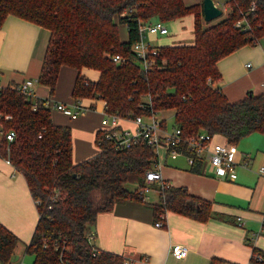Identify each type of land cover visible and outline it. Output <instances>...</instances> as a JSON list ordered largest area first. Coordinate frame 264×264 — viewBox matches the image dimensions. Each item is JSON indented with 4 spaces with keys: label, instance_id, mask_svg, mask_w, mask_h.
Instances as JSON below:
<instances>
[{
    "label": "trees",
    "instance_id": "1",
    "mask_svg": "<svg viewBox=\"0 0 264 264\" xmlns=\"http://www.w3.org/2000/svg\"><path fill=\"white\" fill-rule=\"evenodd\" d=\"M227 3L225 16L205 26L201 5H186L184 0H0V27L11 15L49 31L37 83L46 86L50 95L60 67L67 66L78 71L71 92L74 101L101 100L107 116L121 119L171 110L174 125L184 135L202 130L237 145L250 134L264 135V94L248 93L241 100L228 101L217 86L216 63L264 37V0ZM126 10L130 12L120 16ZM187 15L194 20L192 44L155 47L154 63L142 70L131 51L139 24H165ZM237 22L241 27L235 26ZM120 24L126 25L127 41L119 39ZM113 56L121 61L114 62ZM82 68L98 71L99 79L87 80L80 75ZM16 87L0 89V133H14L12 141L1 137L0 158L23 176L30 196L38 202V220L26 246L32 264H57L54 244L69 248L71 264H123L120 255L93 251L88 236L99 213L116 204L143 201L136 188L152 168L154 152L144 144L117 149L105 138L106 131H98V152L74 164L70 128L53 124L43 100ZM127 184L136 187L129 190ZM151 208L155 218L167 211L199 222L212 216L211 203L183 187H159L158 201ZM18 242L0 224V264H12ZM257 254L261 261L255 260ZM251 260L264 264V251L253 248ZM209 264L236 263L213 258Z\"/></svg>",
    "mask_w": 264,
    "mask_h": 264
},
{
    "label": "crops",
    "instance_id": "2",
    "mask_svg": "<svg viewBox=\"0 0 264 264\" xmlns=\"http://www.w3.org/2000/svg\"><path fill=\"white\" fill-rule=\"evenodd\" d=\"M213 2L219 7L218 0ZM186 5L201 3L191 0ZM174 21L180 23H176L167 38L148 37L153 47H159L155 43L192 44L193 16ZM119 26L124 27L127 35L126 25ZM49 36L48 30L36 24L11 15L6 17L0 27V87L37 80ZM216 67L220 74L217 86L228 101L236 102L248 93L264 94V44L243 46L218 60ZM77 74V70L61 66L54 93L50 95L46 86L36 82L33 99H49L74 111L77 103L71 92ZM80 75L91 82L99 79V72L88 68H82ZM78 106L83 112L72 116L50 109L53 124L70 128L74 164L98 152L95 143L98 131L113 127L135 128L129 119L120 118L113 125L104 114L101 100L83 98ZM160 120L162 127L167 129L166 119ZM215 140L227 141L221 135H215ZM233 146L236 159L247 160L249 164L247 168L236 167L235 181L212 176L204 161L198 160L190 166L184 155H171L164 149L158 151L156 158L167 186L183 187L190 195L211 203L212 216L206 221L199 222L167 211L163 215V225L154 226L158 218L151 205L158 201L159 188L154 184L151 191H155V199L145 195L143 201H127L114 205L109 212L99 213L91 227V245L97 250L120 255L129 264H209L213 258L224 263L258 264L251 257L253 248L264 251V235L259 233L264 217V176L257 173L264 165V152L257 156L245 145ZM37 220L36 203L23 176L7 160L0 158V224L22 241L25 252ZM175 244L187 248L184 258L176 259L170 254V247Z\"/></svg>",
    "mask_w": 264,
    "mask_h": 264
},
{
    "label": "built area",
    "instance_id": "3",
    "mask_svg": "<svg viewBox=\"0 0 264 264\" xmlns=\"http://www.w3.org/2000/svg\"><path fill=\"white\" fill-rule=\"evenodd\" d=\"M128 12L130 10L123 11L120 16H125ZM235 26L241 27V23L237 22ZM168 33V29L161 21L139 24L138 39L132 44L131 51L142 70L146 71L152 66L154 63L152 56L156 54V49L151 45L148 37L151 35L166 36ZM112 60L114 62L121 61L119 56H113ZM249 65L247 64L246 66L249 67ZM36 82L37 80H25L16 89L22 94L33 97V88ZM43 102L46 108L55 109L67 116L79 114L84 110L78 106L79 101H75L77 105L74 111L64 104L55 103L49 99H44ZM107 117L113 125L120 119L114 115ZM145 118L147 121L144 120ZM129 120L134 123V129H117L113 127L105 132V138L111 141L117 149H128L136 144H144L154 152L156 157L159 149H164L171 155H184L190 166L194 165L198 160L204 161L207 163L212 176L229 181H235L237 177L235 172L236 167L247 168L249 165L247 160L238 161L236 159L232 144L227 141L218 142L215 140V135H210L205 131L201 130L190 135H184L178 126H173L170 130H167L162 127V121L156 117V113L154 112L146 116H136ZM5 138L8 141H12L14 133L10 132L6 134ZM257 173L264 176V165H261L257 169ZM154 184H158L160 188L167 186L162 180L157 158L152 168L145 173L143 183L137 186L136 192L143 198L152 190ZM57 195L56 193L53 198H56ZM35 203L36 205L38 204V202ZM163 220V215H160L154 226H162ZM259 233L264 235V217ZM91 238L92 235L90 234L88 240L90 241ZM43 247L46 248L47 245L43 244ZM53 247L58 252L57 264H71L67 259L69 248L65 244H54ZM93 251L97 250L93 247ZM170 254L176 259L184 258L187 254V248L179 244L172 245L170 247ZM255 260L261 261V256L257 254ZM123 264L129 263L124 261Z\"/></svg>",
    "mask_w": 264,
    "mask_h": 264
},
{
    "label": "rangeland",
    "instance_id": "4",
    "mask_svg": "<svg viewBox=\"0 0 264 264\" xmlns=\"http://www.w3.org/2000/svg\"><path fill=\"white\" fill-rule=\"evenodd\" d=\"M191 2V0H186L185 4ZM199 2L201 3L202 0H199ZM219 3V8L222 10V15L210 22H203L204 24L210 25L213 24L215 22H217L219 19H222L225 14L228 12L229 10V4L227 3V0H218ZM176 23H180V22H175V21H171V22H167L165 23L166 28L169 31V34L166 36H162V39L167 38L170 35L171 30L176 26ZM209 23V24H208ZM127 31V30H126ZM118 33H119V39L121 41H125L127 39V35L125 33L124 27L123 26H119L118 25ZM190 40V39H189ZM189 40H187L186 42H189ZM264 44V37H262L261 39H259V41L256 43L257 46H260ZM155 45L158 46H166L167 43H155ZM156 117L158 119H166V127L167 129H171L172 128V124H173V111L171 110H166V111H160L158 113H156ZM5 119H8V117H4ZM10 133V132H8ZM5 132H1L0 133V139L1 137H5L6 134ZM6 139V138H5ZM245 145V147L247 148H251V152L252 153H256L257 156H261L264 152V135L259 134V133H253L248 135L247 137L241 139L238 143H237V147H240V145ZM162 152V150H161ZM126 187L129 190H133L136 185L135 184H127ZM150 197V199H155L156 198V193L155 191H150L148 194H146ZM11 261L15 262V264H32L33 262V255L25 252L24 251V247H23V243L22 241L19 240L18 245L15 247L13 255L11 257Z\"/></svg>",
    "mask_w": 264,
    "mask_h": 264
},
{
    "label": "water",
    "instance_id": "5",
    "mask_svg": "<svg viewBox=\"0 0 264 264\" xmlns=\"http://www.w3.org/2000/svg\"><path fill=\"white\" fill-rule=\"evenodd\" d=\"M201 10L205 22H210L222 15V10L214 4L213 0H202Z\"/></svg>",
    "mask_w": 264,
    "mask_h": 264
}]
</instances>
